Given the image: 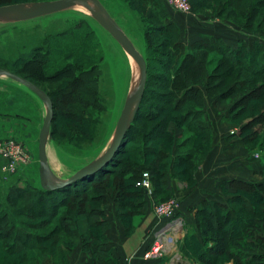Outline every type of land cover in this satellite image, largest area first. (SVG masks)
<instances>
[{
	"label": "trees",
	"instance_id": "obj_1",
	"mask_svg": "<svg viewBox=\"0 0 264 264\" xmlns=\"http://www.w3.org/2000/svg\"><path fill=\"white\" fill-rule=\"evenodd\" d=\"M192 1L194 11L193 3H198L200 8L214 0ZM142 3L155 6L162 12L166 9L163 0H142ZM8 4L15 3L0 2V6ZM126 5L134 12L133 5ZM220 6L219 11L223 13L231 10L233 14L230 16L244 17L243 31L260 38L249 43L238 41L235 45L213 35L204 36L189 46L177 41L175 46L186 52L180 61H158L170 73L163 76L156 73L147 53L148 80L140 110L119 152L107 166L59 191L47 192L30 182L25 188L19 183L6 187V196L0 198V241L7 242L1 250L0 264H43L37 263L41 254H45L44 258L51 256L55 264L59 261L53 257L61 258L60 264H67L68 255L77 246L84 251H93L92 264H119L116 249L107 236L110 228L107 204L109 201L114 203L119 221L130 234L134 227L127 222V215L143 207L146 194L151 196L147 189L137 184L145 173L151 178L153 193L162 199L166 195L172 197L169 174L188 184L195 182V170L206 161L213 148V131L205 111L209 100L225 109L224 118L240 126L239 137L246 147L250 145L247 149L253 157L256 154L250 150L260 147L264 152V141L257 142V133L245 137L252 126L264 123V92L260 94L261 85L264 87V32L261 30L264 28V0H226ZM167 27L176 28L178 35L181 32L174 22ZM153 30L160 31L168 39H176L174 33L164 34V27ZM144 35L149 52L154 44L151 31L146 30ZM167 45L162 44V47ZM211 53L215 54L212 58ZM215 62L218 65L210 72L208 68ZM70 69L66 67L58 74L64 77ZM80 71L81 76H86L87 83L97 90L101 76L98 66ZM43 90L54 106L53 140L64 146L55 106L58 93ZM92 99H88L86 105L93 104ZM97 108L104 109L100 105H96ZM93 114L84 110L79 117L82 120L81 139H90L91 128L97 126L99 119L87 118ZM172 123L178 129L185 127L180 135H173ZM263 159L260 161L263 162L264 175ZM92 190H96V194L88 196ZM132 190L137 194L135 199L130 198ZM223 191L224 201H207L197 208L199 235L193 233L189 253L193 250L195 262L202 264H227L230 260L235 264H264V233L261 232L264 228V179L260 182L226 180L223 181ZM12 200L26 202V205L12 207ZM63 208L69 210L62 211ZM51 224H55L51 231L38 233ZM63 231L71 236L68 241L61 235ZM258 233L262 245L254 241ZM197 239L203 240V248ZM30 250L41 254L10 260L12 256Z\"/></svg>",
	"mask_w": 264,
	"mask_h": 264
},
{
	"label": "rangeland",
	"instance_id": "obj_2",
	"mask_svg": "<svg viewBox=\"0 0 264 264\" xmlns=\"http://www.w3.org/2000/svg\"><path fill=\"white\" fill-rule=\"evenodd\" d=\"M7 1L11 3H23L26 1L34 2L36 0ZM123 1L128 5H133L135 13L132 12ZM225 1L226 0H214L211 4L198 8V3L193 0L192 2H195L196 5L193 3L194 11L192 8L189 14L180 13L172 9L165 0H163V2L166 9L163 12L159 8L157 10L155 6L151 7V5L148 4L144 5L142 0H113L112 2L106 1L105 5L111 15L138 46L142 47L144 43L146 44L145 31H151V39H153L154 44L151 47L152 50L150 49L149 52L147 51V47H145L146 57L147 53L150 54V60L157 71H154V74L156 72L163 76L170 73L167 68L159 64L158 61L171 62L173 59L180 61L182 57H184L186 51L180 47L178 49L175 46L177 41L183 42L185 46H189L199 41L204 36L213 35L223 38L226 42H229V44L235 45L238 41L249 43L252 39L257 40L260 38L252 34V32L243 31L242 27L245 22L244 17L239 18L235 15L230 16V14H233L231 10L226 11V13L219 11L221 8L220 5H223ZM128 15L129 18H127ZM172 22L181 30L179 35L177 34L176 28L167 27ZM162 27L165 28V30L162 31L164 34L174 33L176 39L171 37L168 39L163 37L160 31L153 30L162 29ZM261 30L264 32V28ZM162 44L168 45L167 47H162ZM156 49L158 52H156ZM168 53L170 55H168ZM214 56L215 54H210V58ZM95 65L101 70L97 90L94 87L96 91L87 83L88 80L86 76H81L80 71L85 68L90 69ZM216 65H218V62L209 66V71L213 72ZM66 67H71V69L64 77L63 74H58ZM0 68L31 79L48 92L53 94L55 92L56 94L58 93L56 95L57 100L55 101V106L57 123L59 124L58 129L63 131L60 138L64 146L56 144V148L59 150L63 160L73 165L86 164L89 162L92 156L96 154L98 149L106 141L120 113L129 80L126 57L114 40L96 24L92 22L87 23L78 16L65 13L25 22L0 32ZM7 81L8 82L0 83V141L11 138L18 139L25 145L32 160L29 165L22 167L19 172L14 175H8L2 171V162L0 160L1 199L6 196V187H8L9 184L19 183L23 188H25L29 182L35 183V185L37 184V126H39L42 121L40 103L37 100L34 101L22 92L15 82L13 83L9 79H7ZM12 84H15L17 88L13 87ZM261 86L260 94L264 92V87L263 85ZM90 98H94L92 99L93 104L86 105L88 103L87 100ZM96 105H100V107L104 109L99 110L101 108H97V110ZM217 109L225 111L221 106H218ZM84 110L88 113H94L92 117H87L88 119H99L97 126L91 128L89 132L91 138L85 140L81 139L79 136V130L80 128L82 129V120H80L79 117ZM19 115L22 117L19 118ZM247 121L248 119L244 120V123ZM237 128V132L240 134V126L238 125ZM184 129L185 127L178 129L175 124H171V132L173 135H180ZM255 133L259 135V137H257L258 143L264 141V123L252 126L245 133V137L255 135ZM244 147L245 150L248 151L247 148L250 147V145ZM250 151H253L254 154L259 156V158H256V156L254 157V160H256L254 161V166L255 168H259V161L264 158L263 150L257 147ZM51 153L52 151L50 154ZM50 157L54 159L51 155ZM195 173L196 170L194 174ZM258 177H260L261 180L264 179L262 173L261 175H256L257 179ZM174 178L179 180V177ZM149 179L151 184L150 197L154 200V206L176 200L174 196L171 197L170 195L164 196L165 199L156 196L153 193L154 188L150 176ZM141 181L142 180L138 183ZM96 192V190H92L88 193V196L94 195ZM129 195H132L130 197L131 199L137 197V194H135L133 190ZM11 202L12 207L16 206L21 208L26 205V202H18L15 200ZM235 208H239V206L235 205ZM68 210L67 208H63L62 211ZM131 211H133V209H131ZM135 215L136 212L134 211L129 212V215H127L126 218L129 225H133L132 222L135 219ZM245 215L247 216V214ZM248 217L249 216H247V218ZM172 219L173 222H181L180 220H182L177 214L174 215ZM96 220L99 221V218L96 217ZM31 221L38 222L39 220ZM182 222L184 221L182 220ZM54 226L55 224H51L45 229L39 230L38 233L45 234L47 231H51ZM189 227L188 224L182 223L179 234L176 236V239H174L175 247L172 248L173 251L170 256L163 258V264H190L191 261L195 264H202L200 262H195V258L193 257V253L195 252L193 250L191 254L188 251L191 249L190 242L194 241V239H192V235H194L193 231L189 229ZM187 228V235L184 241L180 243L179 238L181 237V233L187 230ZM261 232L264 233V228ZM259 233L256 235V238H254L256 243L263 241ZM61 235H63L67 241L71 238L65 231H63ZM197 240L201 243V248H203V240ZM6 242L7 241L4 240L0 241V256L3 255L1 254V250ZM187 242L189 244H187ZM39 253L38 251H25L21 253L20 256H12L10 260L19 259V257L23 255L26 257H38ZM41 255L42 258L37 260V263L43 262V264H52L53 262V264H55L51 256L44 258L45 254ZM53 258L59 261L60 264L61 258ZM210 258L212 257L210 256ZM28 264L30 263L28 262ZM227 264H235V262L234 260H230Z\"/></svg>",
	"mask_w": 264,
	"mask_h": 264
},
{
	"label": "water",
	"instance_id": "obj_3",
	"mask_svg": "<svg viewBox=\"0 0 264 264\" xmlns=\"http://www.w3.org/2000/svg\"><path fill=\"white\" fill-rule=\"evenodd\" d=\"M113 0H43L0 6V32L25 22L56 14H72L105 31L123 51L128 63V87L120 113L104 144L86 164L63 160L53 140L54 106L50 96L30 80L0 68V83L7 79L41 105L42 121L37 126V185L44 191H59L86 179L107 166L119 152L140 110L148 80L146 44L138 46L111 15L105 2ZM129 18V15L127 16ZM12 84L13 87L17 86ZM52 153L50 154V152ZM54 151V155H53ZM50 155L52 156L51 159Z\"/></svg>",
	"mask_w": 264,
	"mask_h": 264
},
{
	"label": "crops",
	"instance_id": "obj_4",
	"mask_svg": "<svg viewBox=\"0 0 264 264\" xmlns=\"http://www.w3.org/2000/svg\"><path fill=\"white\" fill-rule=\"evenodd\" d=\"M205 111L213 131V148L206 161L196 170L195 182L188 184L169 174L171 195L178 203L175 215L177 214L184 221L180 220L182 223L188 224L189 229L197 236L199 235L196 226L197 208L207 201L225 200L223 181H262L260 177L256 178V175L262 173V163L259 161L260 167L255 168L256 155L253 157L245 150L237 126L224 118L223 110H218L212 100L207 102ZM144 201L143 207L134 216L132 222L134 228L130 234H127V228L119 221L114 203L109 201L106 206L110 224L107 236L110 244L116 249L119 264H163L161 261H145L143 254L151 244L155 233L164 225L173 222V219H158L154 213V200L146 194ZM187 232L188 228L181 233L180 243L184 241ZM92 262L93 251H84L81 246H77L68 255L67 264H92ZM190 264L195 263L191 261Z\"/></svg>",
	"mask_w": 264,
	"mask_h": 264
},
{
	"label": "built area",
	"instance_id": "obj_5",
	"mask_svg": "<svg viewBox=\"0 0 264 264\" xmlns=\"http://www.w3.org/2000/svg\"><path fill=\"white\" fill-rule=\"evenodd\" d=\"M174 10L189 14L192 11L191 0H165ZM258 158L259 156L256 155ZM0 160L2 171L8 175H14L22 167L31 163L32 157L28 153L25 145L18 139H7L0 141ZM138 185L144 187L150 193V179L148 173L143 175L142 181ZM178 203L173 200L166 204L154 206V213L160 220H170L175 215ZM182 227V222H171L161 227L154 235L149 247L145 250L143 258L145 261H160L171 255L175 247L176 236Z\"/></svg>",
	"mask_w": 264,
	"mask_h": 264
}]
</instances>
